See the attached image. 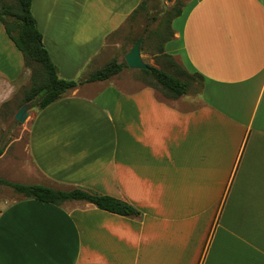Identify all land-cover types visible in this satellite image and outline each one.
I'll list each match as a JSON object with an SVG mask.
<instances>
[{
    "label": "crops",
    "instance_id": "1",
    "mask_svg": "<svg viewBox=\"0 0 264 264\" xmlns=\"http://www.w3.org/2000/svg\"><path fill=\"white\" fill-rule=\"evenodd\" d=\"M140 2L32 0L58 76L116 59ZM170 28L162 53L201 75L194 96L117 74L85 82L0 154L3 179L91 190L140 215L0 185V264H264V0H185ZM28 73L0 22V106Z\"/></svg>",
    "mask_w": 264,
    "mask_h": 264
},
{
    "label": "trees",
    "instance_id": "2",
    "mask_svg": "<svg viewBox=\"0 0 264 264\" xmlns=\"http://www.w3.org/2000/svg\"><path fill=\"white\" fill-rule=\"evenodd\" d=\"M31 2L32 0H14L13 2L0 0V22L8 37L21 52L24 65L31 70V85L24 90L21 105L30 103L31 106L42 109L61 98L68 91L75 89L79 84L108 79L127 66L124 60L118 62L117 59H111L103 67L91 72L79 81L59 77L57 68L42 43V34L31 13ZM147 2L148 0H141L129 18H132L138 11L144 10ZM182 7L183 3L174 10L168 20L169 25L171 20L181 13ZM4 16H9L10 20ZM171 35L172 30L170 28V35L163 40L159 47V54L163 52V44ZM161 55L166 58L169 66L173 69V74L149 64H147L148 69H140V71L150 76L155 82L154 84L149 81L147 85L160 88L165 97L176 99L185 94L190 89L194 78H198L202 82L200 74H190L169 55L163 53ZM184 73L186 79H181L179 75ZM2 151L3 147H0V154ZM0 185L9 186L17 193L45 203L60 204L68 200H79L91 203L101 210L122 216L138 217L141 213L124 200L79 187L70 190H55L39 184L11 182L1 177Z\"/></svg>",
    "mask_w": 264,
    "mask_h": 264
},
{
    "label": "rangeland",
    "instance_id": "3",
    "mask_svg": "<svg viewBox=\"0 0 264 264\" xmlns=\"http://www.w3.org/2000/svg\"><path fill=\"white\" fill-rule=\"evenodd\" d=\"M5 1L13 2L14 0ZM184 1L185 0H148L146 8L144 10L138 11L121 27V36L118 37V43L121 48H117L118 52L116 53L115 58L120 61L124 60V55L132 47L135 40L140 35H142L140 51L143 60L151 66L173 74L174 71L169 66L166 58L159 54V47L161 46L163 40L170 35V25L168 22L169 18L171 17L174 10L177 7H180ZM4 17L7 20H10L9 16ZM105 64H103L101 67H103ZM26 68L29 70V73L27 77L25 76L24 79H22V86L0 106V147H4L15 137H20L24 140L27 129L31 122V116L37 110L36 106H31L30 103H27L29 104V109L28 116L26 117L25 121L20 123L14 118V113L22 106L21 102L24 90L31 85V70L28 67ZM87 73L88 72L86 71L82 75H87ZM116 76H126L124 80H127V77L133 78L135 80L137 79L140 82L142 81L141 83L143 84L149 81L155 84L153 79L150 76L142 73L140 69H130L129 67H125L121 72L117 73ZM179 77L181 79H186V74H180ZM201 84L202 82L198 78H194L190 85V89L185 93V95L194 96L196 93H198ZM156 89L158 92L162 93L160 88ZM180 101L184 102L183 100ZM8 188L6 187L5 190H8ZM2 189L3 188L0 187V191Z\"/></svg>",
    "mask_w": 264,
    "mask_h": 264
},
{
    "label": "water",
    "instance_id": "4",
    "mask_svg": "<svg viewBox=\"0 0 264 264\" xmlns=\"http://www.w3.org/2000/svg\"><path fill=\"white\" fill-rule=\"evenodd\" d=\"M142 41V35H140L129 51L124 55V62L129 68L132 69H148L149 66L143 60L141 53H140V45ZM28 109L29 104H23L18 111L15 113L14 118L18 122L22 123L25 121L26 117L28 116Z\"/></svg>",
    "mask_w": 264,
    "mask_h": 264
}]
</instances>
